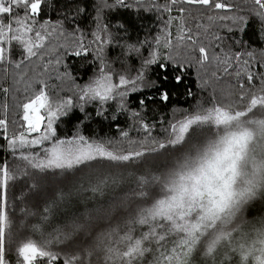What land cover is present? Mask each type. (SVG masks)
I'll list each match as a JSON object with an SVG mask.
<instances>
[{
  "label": "snow or ice",
  "instance_id": "6c2138e0",
  "mask_svg": "<svg viewBox=\"0 0 264 264\" xmlns=\"http://www.w3.org/2000/svg\"><path fill=\"white\" fill-rule=\"evenodd\" d=\"M44 2L0 0V67L14 64L19 69L25 60L37 56V49L44 47L46 37L35 28L33 19L41 12ZM115 3L130 6L125 0ZM251 3L255 6L253 15L264 25V0H251ZM177 4L182 5L178 9L180 17L168 20V23L179 20L181 34L177 39L193 46L192 52L198 53L197 63L203 65L215 59L228 73L231 57L223 60L216 55L210 57L199 36L194 38L192 29L186 27L185 19L186 15L192 16V9L214 12L232 10L233 5L228 0H168L164 11L170 13ZM18 9L23 10L22 18ZM217 18L232 20L241 25V31L247 23L242 15L207 16L209 21ZM93 36V43L110 42L100 33ZM160 42L157 37L156 43ZM171 44V39H166L165 46ZM197 44L200 46L196 47ZM14 48L21 51L19 61L12 59ZM80 48L84 49L83 43ZM240 58L237 53L235 59ZM153 63L155 54L145 61V64ZM244 72L251 85L254 74L247 69ZM236 76L239 78L241 71L237 70ZM143 79V72L132 77L102 63L99 74L80 88L79 99L107 102L119 97L123 100L129 88L136 91L137 82ZM176 79L180 81V77ZM260 83L259 89L248 91H243L244 83L239 84L242 106L215 102L185 112L182 119L165 130L163 139L153 137L150 125L141 120L139 127L145 137L139 142L130 140L127 149L115 148L111 140H89L83 135L73 140L58 139L54 122L62 108L66 114L73 100L68 98L53 108L46 86L37 89L19 107L27 133H39L43 127V134L33 139H28L24 132L10 138L4 135L12 158L25 161L27 167L17 171L7 158H0V264H13L9 259L13 251L15 264H197L198 260L199 264H264V221H259L260 227H253L252 233H244L241 240L234 236L242 232L237 221L243 207L257 195L264 196V76ZM160 99L167 102L169 93L162 91ZM8 123L5 114L0 118L4 134ZM121 136L129 137V132L122 131ZM45 141L49 146L43 147L42 152L27 151ZM176 152L180 154L174 155ZM170 157L171 163L159 171L156 161ZM92 163L101 167L134 164L137 168L151 164L152 168L128 171L123 177L126 187L115 193L113 202L107 206L87 209L79 216L70 213L57 216L58 206L66 199L62 185L71 181L74 169ZM121 182V177L111 181L116 186ZM101 183L106 185L108 180ZM13 189L17 194L10 201L9 192ZM97 190L99 186L93 189ZM18 201L19 215L25 218L37 216L26 201L32 207L42 203L43 208L38 223L31 225V232L38 234L39 239L30 235L12 249L9 245ZM121 217L122 224L103 227L104 221H119ZM20 224L24 226V221ZM147 256L151 259H146Z\"/></svg>",
  "mask_w": 264,
  "mask_h": 264
},
{
  "label": "trees",
  "instance_id": "16d2710c",
  "mask_svg": "<svg viewBox=\"0 0 264 264\" xmlns=\"http://www.w3.org/2000/svg\"><path fill=\"white\" fill-rule=\"evenodd\" d=\"M125 2L130 6L117 5L115 0H45L41 12L33 18L35 28L46 37L44 47L37 49V56L25 60L19 69L14 64L0 67V118H4L6 114L9 121L6 134L0 129V158H7L17 171L27 167L26 162L12 158L4 135L10 138L13 135L19 136L21 132L27 134L21 119L22 108L19 105L41 87L46 86L45 90L50 96L53 108L68 98L73 100V105L66 109V114L62 108L59 118L54 122L58 139H73L83 135L89 140H111L117 149L129 148L130 140L139 142L144 139L145 133L139 127L141 120L150 125L153 137L163 139L167 134L165 130L171 123L182 119L185 112L200 106L207 107L215 102L236 103L242 106L239 101L242 91L239 84H245L243 91L261 87L260 80L264 76V25L253 15L255 6L251 0H248V3H245V0H228V3L233 5L232 10L205 12L192 9V16L185 14L186 27L192 29L194 38L199 36L200 43L208 48L210 57L216 55L221 60L231 57L232 67L228 73L223 71L224 66L215 59H210L203 65L197 63L198 53L192 52L193 46L187 41L177 39L181 34L179 20L173 19L171 23H168V20L169 17H180L178 9L182 5L172 6L169 13L163 8L168 0ZM16 11L22 18L23 10ZM208 15H242L247 23L241 31V25L233 23L232 20L217 18L209 21ZM197 25L203 27L198 29ZM93 33H100L110 42L103 45L93 43ZM168 33H171L170 37ZM157 37H160V44L156 43ZM166 39H171L170 47L165 46ZM81 43L86 51L80 48ZM199 46L200 44L196 45ZM77 51L81 54L76 55ZM237 53L240 54V60L235 59ZM153 54L155 63L145 64L146 60L153 58ZM21 58L20 49L14 48L12 59L19 61ZM244 61L248 63L245 64ZM102 63L110 65L111 70L115 72L125 71L132 77L138 72H143L144 79L137 82L136 91L129 88L123 100L117 97L107 102L81 101L76 94L80 92L82 84L100 69ZM244 69L255 76L251 85L247 83ZM237 70L241 71L239 78L236 76ZM176 77H180L179 82ZM4 89L8 91L4 92ZM165 90L169 93V100L162 102L160 93ZM140 101L145 103L141 104ZM43 111L46 113V109ZM134 113H139V116ZM122 131H128L129 137H122ZM26 137L33 139L37 138V135L29 134ZM48 145L49 142L45 141L40 146ZM131 147L136 148L138 145ZM30 149L36 150V153L42 152L39 146ZM156 163L159 171H163L171 163V157L167 160L159 158ZM95 165L97 164L81 165L72 171L71 181L62 185L66 199L58 206L57 216L65 213L79 216L87 209L107 206L113 202L114 194L126 187L124 183L118 191L108 192L107 196L96 195L93 191L94 183L91 182L94 180L90 181L82 176L83 171ZM128 166L137 172L152 168L151 164L141 168L134 164L125 167ZM16 194L17 190H11L9 200H13ZM26 202L37 216L25 218L19 215L21 204L17 202V214L14 216L16 223L9 245L12 249L30 235L39 239L38 234L31 232V225L38 223L43 204L32 207L30 201ZM123 219L121 217L119 221L106 220L103 227L115 226L118 222L122 224ZM21 220L24 221V226H21ZM259 221H264V196L261 195H257L243 207L237 221L242 232L240 235L234 233V236L241 240L244 233H252L253 227H260ZM9 259L15 264L14 251ZM146 259L150 260L151 256Z\"/></svg>",
  "mask_w": 264,
  "mask_h": 264
},
{
  "label": "rangeland",
  "instance_id": "374dc122",
  "mask_svg": "<svg viewBox=\"0 0 264 264\" xmlns=\"http://www.w3.org/2000/svg\"><path fill=\"white\" fill-rule=\"evenodd\" d=\"M98 74H99V70L95 71L94 75L89 80H87L85 83H83L81 87H83L84 85L89 83ZM80 95H81L80 92H78L76 94V96L78 98ZM61 111H62V109H61ZM33 134L37 135V138H38L39 136H41L43 134V131L41 130V133H31L30 135H33ZM26 135H29V134L27 133ZM59 139L73 140L74 138L73 139L59 138ZM42 147L39 146L40 149H42ZM28 151L36 153V150H32V149H29ZM257 151H259V149H257ZM128 171H133V168L130 166L125 167V166H115V165L111 166L110 168H107V167H101V166L95 165V166L89 167L86 171H83L82 176L84 179H89L90 181L94 180V181H91L92 183H94L93 189L97 188L98 186L100 189V190L94 191L95 194L98 196L104 197V196H107L108 192L118 191L124 185L123 177L126 176V173ZM115 177H121L122 178V182L119 186L113 185L111 183L112 179ZM104 179L108 180V184L105 185V184L101 183V181ZM236 238H237V240H240L239 237H236Z\"/></svg>",
  "mask_w": 264,
  "mask_h": 264
}]
</instances>
